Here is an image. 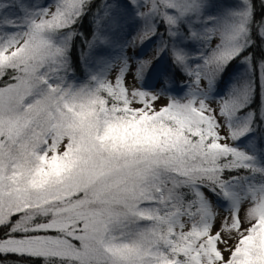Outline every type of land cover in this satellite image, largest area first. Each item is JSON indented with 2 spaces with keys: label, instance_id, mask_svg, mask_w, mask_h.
<instances>
[{
  "label": "snow or ice",
  "instance_id": "1",
  "mask_svg": "<svg viewBox=\"0 0 264 264\" xmlns=\"http://www.w3.org/2000/svg\"><path fill=\"white\" fill-rule=\"evenodd\" d=\"M0 264H264V0H0Z\"/></svg>",
  "mask_w": 264,
  "mask_h": 264
},
{
  "label": "trees",
  "instance_id": "2",
  "mask_svg": "<svg viewBox=\"0 0 264 264\" xmlns=\"http://www.w3.org/2000/svg\"><path fill=\"white\" fill-rule=\"evenodd\" d=\"M102 3V0H93V9L96 8V6L100 5ZM92 30H93V25H92V22H91V14L86 17L83 21V24L82 26H78V31L80 32H83L84 33V37L85 38H90L91 36V33H92ZM74 46H75V51L78 52L80 48H82L84 46L83 44V40L77 36L75 39H74ZM257 55H259V50L257 52ZM76 57H74L75 59ZM240 65L238 62L237 63H234L228 70V74L224 77V83L226 82V78L228 76H230L234 70L236 69V67ZM236 71V70H235ZM181 79V77L177 76V80ZM224 85L225 84H222L221 85V89L224 88ZM258 103V101H257ZM9 260H12L14 258L12 257H9L8 258Z\"/></svg>",
  "mask_w": 264,
  "mask_h": 264
},
{
  "label": "rangeland",
  "instance_id": "3",
  "mask_svg": "<svg viewBox=\"0 0 264 264\" xmlns=\"http://www.w3.org/2000/svg\"><path fill=\"white\" fill-rule=\"evenodd\" d=\"M214 2H220V3H234L235 0H214ZM151 47L152 45L151 44H146L143 48H138L136 50V54L138 55H149L151 53ZM132 50L130 49L129 50V55H132ZM168 67V65L165 63V62H161L160 64V68L163 69V70H166ZM236 70V71H235ZM234 70V72L228 76L226 78V82L224 83L225 85H227V83L233 78L235 77L239 72L243 71V65H238L236 67V69ZM131 79V78H129ZM224 85V86H225ZM223 90V88L221 89ZM164 102V101H162ZM246 204L245 205H242V211H241V216H243V209L246 208ZM216 227L218 228L219 227V221H217V224H216Z\"/></svg>",
  "mask_w": 264,
  "mask_h": 264
}]
</instances>
